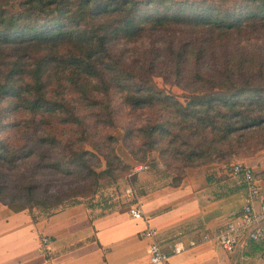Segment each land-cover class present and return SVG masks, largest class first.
I'll return each mask as SVG.
<instances>
[{"label": "trees", "instance_id": "trees-1", "mask_svg": "<svg viewBox=\"0 0 264 264\" xmlns=\"http://www.w3.org/2000/svg\"><path fill=\"white\" fill-rule=\"evenodd\" d=\"M114 93L147 114L126 134L140 139L131 151L139 162L162 139L178 171L264 150V0H0V169L28 167V184L60 172L93 176L96 190L116 157L110 149L106 167L90 169L97 158L85 145L96 143L81 112L103 124ZM12 113L27 118L3 123ZM256 177L264 182V171ZM4 180L0 172V192ZM38 188L30 184L27 205H9L13 212L37 207L41 217L81 203L44 201Z\"/></svg>", "mask_w": 264, "mask_h": 264}, {"label": "crops", "instance_id": "crops-1", "mask_svg": "<svg viewBox=\"0 0 264 264\" xmlns=\"http://www.w3.org/2000/svg\"><path fill=\"white\" fill-rule=\"evenodd\" d=\"M249 167L255 177L264 171L262 164ZM258 182L257 210L264 206V182ZM247 199L242 178L206 167L188 170L178 186L141 191L132 203L105 214L83 203L35 218L0 208V264H151L153 243L168 255L159 264H264V244H239L228 253L216 240ZM133 205L141 219L130 215ZM150 229L153 236L145 238ZM176 247L179 253H173Z\"/></svg>", "mask_w": 264, "mask_h": 264}, {"label": "rangeland", "instance_id": "rangeland-1", "mask_svg": "<svg viewBox=\"0 0 264 264\" xmlns=\"http://www.w3.org/2000/svg\"><path fill=\"white\" fill-rule=\"evenodd\" d=\"M202 1V0H196ZM213 4L232 5L238 0H206ZM153 81L165 91L175 95L181 96L182 92L171 83L164 81L162 78H154ZM69 98L70 95H67ZM111 116L106 113L99 119L104 120L103 124L95 127L92 122L96 117H90L91 111H82L81 114L86 113V121L91 124L90 129V142L100 145L97 150L93 147H98L96 144L86 143V147L91 151L95 158L89 163L90 169H103L106 167V160L102 153H109L113 149V155L116 157L114 161L113 176L106 177L99 180V187L95 190L94 177H82L79 174L69 175L60 172L59 175H45L37 177L32 182H23V177L26 176V169L23 165L16 166L13 169L2 168L0 172L5 176L6 187L1 188L0 192V208H6L10 211L13 203H27L28 187L30 184H36L40 188L34 191V196L39 197L44 201L57 202L59 201L62 206L70 204L74 201H80L92 211L100 214L109 213L119 208H123L129 203L136 200L137 195L141 191L149 190L159 186L171 185L174 186L175 179H180L188 170H199L206 167H223L227 168L235 163H244L251 167L257 164L264 166V150L255 153L254 156L244 159H234L229 166H221L220 164H207L200 167H186L182 171L177 169L179 163L174 162L169 168L171 163V156L161 153L160 149L165 147V140H160L158 150L147 152L145 159L139 162V157L134 156L131 151L135 149L138 144H141L139 138L126 136L129 129H135L144 122L147 114L145 112L132 113L125 106L121 104V99L118 93L112 96V104L110 105ZM94 115V111L92 112ZM27 115L23 113H12L2 120L3 123L16 122L26 119ZM7 131L2 130L0 136H5ZM26 135V134H25ZM23 136L18 135V140ZM111 137V138H110ZM102 147V148H101ZM102 149V152H101ZM98 160L102 162V168H98ZM139 167H143L140 169ZM137 169V170H136ZM4 172V173H3ZM82 174V173H80ZM84 175V174H83ZM27 176V178H29ZM22 180V182H21ZM20 181V182H19ZM23 204V205H24ZM27 205V204H26ZM31 216L36 217L43 215L40 208L26 206V209Z\"/></svg>", "mask_w": 264, "mask_h": 264}, {"label": "built area", "instance_id": "built-area-1", "mask_svg": "<svg viewBox=\"0 0 264 264\" xmlns=\"http://www.w3.org/2000/svg\"><path fill=\"white\" fill-rule=\"evenodd\" d=\"M139 168L143 169V167ZM230 174L242 178L248 192L247 204L242 208L241 213L227 223L223 233L216 236L220 246L226 252L233 253L239 244L245 247L251 242L264 244V206L258 210L254 207L260 199V187L258 179L249 166L235 163L230 169ZM129 213L134 219L142 218L141 211L134 205L129 207ZM153 234V230L150 229L144 232V237L151 238ZM239 235L240 239H238ZM42 242L46 245L48 239L44 238ZM179 252V248H174L173 253ZM148 255L151 264L164 263L168 258V255L154 243L149 246Z\"/></svg>", "mask_w": 264, "mask_h": 264}]
</instances>
